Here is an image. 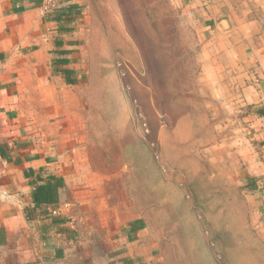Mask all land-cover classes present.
<instances>
[{"label": "crops", "instance_id": "1", "mask_svg": "<svg viewBox=\"0 0 264 264\" xmlns=\"http://www.w3.org/2000/svg\"><path fill=\"white\" fill-rule=\"evenodd\" d=\"M171 1L197 24V85L210 113L195 136L181 131L180 160L195 169L179 174L202 192H242L264 220V0ZM56 3L77 12L57 22L44 3L0 0V264H94L92 241L104 229L113 230L109 240L120 235L122 263L149 260L155 237L140 217L109 219L103 192L115 174L91 160L98 142L85 96L114 74L113 56L99 55L112 47L87 0ZM41 186L57 188L51 202L35 201Z\"/></svg>", "mask_w": 264, "mask_h": 264}, {"label": "rangeland", "instance_id": "2", "mask_svg": "<svg viewBox=\"0 0 264 264\" xmlns=\"http://www.w3.org/2000/svg\"><path fill=\"white\" fill-rule=\"evenodd\" d=\"M87 2L97 8L100 37L112 47L100 48L99 55L108 51L114 59V74L85 96L90 136L98 142L91 160L102 174H115L103 192L111 209L106 214L112 219L116 211L121 221L140 217L155 237L149 260L122 263L120 235L109 240L113 230L104 229L92 241L93 263L264 264V220L243 193L202 192L195 182L190 185V175L179 174L180 168L195 169L193 160H180V135L195 136L197 123L210 114L202 111L197 85L195 21L171 0ZM244 194L256 200L263 195Z\"/></svg>", "mask_w": 264, "mask_h": 264}, {"label": "trees", "instance_id": "3", "mask_svg": "<svg viewBox=\"0 0 264 264\" xmlns=\"http://www.w3.org/2000/svg\"><path fill=\"white\" fill-rule=\"evenodd\" d=\"M37 4H41L42 0H33ZM58 10V11H57ZM72 12H77V8L74 5H70L66 8L60 7L59 9L57 8L54 10L51 14H55L54 16L51 17V20H55L57 22L60 21H69V19L66 18L67 14H71ZM50 15V14H49ZM49 180H53V177H49ZM57 188H52L51 186L46 187V186H41L39 187L40 193H39V200L36 199L35 201H41V202H51V196L55 195V191ZM137 228H142V225H138Z\"/></svg>", "mask_w": 264, "mask_h": 264}, {"label": "built area", "instance_id": "4", "mask_svg": "<svg viewBox=\"0 0 264 264\" xmlns=\"http://www.w3.org/2000/svg\"><path fill=\"white\" fill-rule=\"evenodd\" d=\"M42 3L47 5L49 8L47 14H51L54 10H56L58 8L56 0H42ZM260 131H261L262 136L264 138V116L260 120Z\"/></svg>", "mask_w": 264, "mask_h": 264}]
</instances>
